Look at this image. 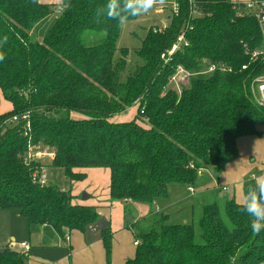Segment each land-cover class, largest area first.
<instances>
[{
    "label": "trees",
    "instance_id": "trees-1",
    "mask_svg": "<svg viewBox=\"0 0 264 264\" xmlns=\"http://www.w3.org/2000/svg\"><path fill=\"white\" fill-rule=\"evenodd\" d=\"M175 1L179 14L149 29L130 56L117 47L123 24L97 21L107 0H61L55 11L40 0H0V92L11 105L2 112L0 98V209L62 236L84 233L98 210L71 190L41 186L36 169H62L71 181L85 178L79 170L105 169L112 200L150 206L168 198L171 185L194 188L203 170L221 173L238 158L239 138L260 135L264 106L252 83L264 63L252 53L263 47L264 24L232 0ZM183 32L189 46L170 55ZM211 65L215 72L199 75ZM180 67L191 76L176 90L169 83ZM131 110V120L115 119ZM31 148L55 157L27 165ZM242 206L229 200L223 215L207 205L197 223L163 216L148 232L134 225L139 246L126 264H264V230L252 231ZM101 235L110 259L111 228ZM26 262L21 252L0 251V264Z\"/></svg>",
    "mask_w": 264,
    "mask_h": 264
},
{
    "label": "crops",
    "instance_id": "crops-1",
    "mask_svg": "<svg viewBox=\"0 0 264 264\" xmlns=\"http://www.w3.org/2000/svg\"><path fill=\"white\" fill-rule=\"evenodd\" d=\"M46 4H59L61 0H41ZM0 98H2L0 92ZM3 99V98H2ZM11 105L2 101V112H8ZM135 114L132 112L131 118ZM129 117V116H128ZM126 118V117H125ZM260 135L247 136L238 139L237 147L239 156L232 163L228 164L221 173H216L212 169L203 170L199 173L197 188L194 187L192 195H199L190 204L192 212L199 204L201 212L203 208L210 204H217L221 209L220 200L208 198V193L216 188L223 190L231 195L224 201V208L229 200H236L243 203L244 195L251 181L252 176L264 174V128L259 129ZM50 172V169H49ZM78 172L86 174L87 178L76 186L74 196L80 203L94 206L101 218L108 223V228L114 230L113 246L110 259L107 258L104 248L101 230L95 225L86 232L72 231L65 236L60 235L52 226H30L28 220L21 216L18 210L0 209V251L11 248L15 251L27 255L26 264H126L136 255L137 247L132 243L131 236L135 237V231L130 228V232L124 231V223L121 226L113 225L110 210H102V199L99 198L100 188L95 189L94 179L101 177V174L108 175L109 195H110V174L105 169H86ZM49 178V182H50ZM211 184L213 186H211ZM178 185H171L169 196L166 199H159L153 205H142L137 203L125 202L133 205V209L138 212V217L134 225L146 223V219H156L158 216L169 218L172 221L176 203L184 200L177 190ZM213 188V189H212ZM189 189V188H188ZM82 194L88 195L85 201L81 199ZM179 197V201L176 199ZM101 199V200H100ZM220 199V198H219ZM185 201V200H184ZM111 206V205H109ZM107 208H110V207ZM105 214V215H104ZM124 214V213H123ZM122 214V216H123ZM186 217L180 223H186ZM149 222V221H148ZM26 244L29 248L22 247Z\"/></svg>",
    "mask_w": 264,
    "mask_h": 264
},
{
    "label": "rangeland",
    "instance_id": "rangeland-1",
    "mask_svg": "<svg viewBox=\"0 0 264 264\" xmlns=\"http://www.w3.org/2000/svg\"><path fill=\"white\" fill-rule=\"evenodd\" d=\"M41 1V0H40ZM172 0H166V3L164 5H154L152 9H150L147 13H144L143 15H140L138 17V19L136 21H128L126 23H124L122 25L121 28V33H120V38L118 40V49L121 48H128V50H131V54L130 56H133V52L135 50H137L138 48L141 47L142 41L144 40V38L147 35V32L149 31V29L151 28H164L167 27L170 23L169 21V15L173 12L174 10V6L172 4ZM54 6L52 7L53 10H56V6L55 4H53ZM57 17L56 12L54 14H52L44 24H42L40 27H38L35 31V35L37 36V33L41 31L42 27H46L47 25H51V23L54 21V19ZM34 36V40L36 41V36ZM90 45V44H89ZM134 61V60H133ZM133 61L130 62V58H129V68H133ZM204 72L208 71V68H204L203 69ZM210 75L209 73L203 74L202 76H208ZM177 80L179 81V79L177 78ZM189 79H186V81ZM172 80H170V87L174 88L176 90H180V88H182L184 85L178 86L177 83H172ZM189 83L186 84V86ZM180 87V88H179ZM255 98V97H254ZM2 99V98H1ZM256 100V98H255ZM3 101V99H2ZM6 102V101H5ZM257 102V100H256ZM132 112L135 114L136 111H130L129 114H125V115H120L117 116L115 119L118 121H127V120H131V114ZM129 116V117H128ZM126 117V118H125ZM44 152L50 153V150H43L40 149ZM53 159H51L48 156L43 157L40 161L42 164L45 165H49L51 163ZM50 169V168H49ZM84 174V173H83ZM49 178L51 179L50 182L53 185H56L58 187H62L63 189L66 190H71L72 193H74V191H76V186L79 185L81 182H84L87 178V176H85L84 179H79L76 181H71V180H67L65 173L62 169L59 168H55V169H50V172L48 173V182H49ZM109 178L108 175L106 173V175L101 174V177H99L97 180L94 179V183H92L94 185V188H100L101 191L99 193V198L102 199L101 201V205L103 206L101 209L102 210H110L108 212V214L111 215L112 218V222L113 225L117 224V226H121L122 223H124L125 227H124V231L126 232H130L127 231L129 230V227L132 228L134 226V222L127 220L128 216H134L135 220L138 217V212L136 210L133 209V205L131 204H127L125 202H121V201H114L111 199V196L109 195ZM49 182V183H50ZM211 186H213L211 184ZM176 190L183 196L185 197L184 200H180L179 201V197H177L176 199L179 201L176 203V207H174L173 212H171V217H172V223H180L182 221V218L186 217V223H197L202 215L201 212V208L199 206V204L196 205V210H194L192 212V209L190 208V206L188 204H190L193 200H195L194 198H196L198 195H192L190 194L188 187L186 186H182V185H178L175 186ZM197 188V191L199 190L197 186H195ZM213 189V188H212ZM208 198L212 199V201H215L216 199L222 201L221 202V211L222 214L224 215V201L231 197V195L227 192H224L221 189L216 188L214 191L212 190V192L208 193ZM229 196V197H228ZM83 197V194L81 196V199ZM220 198V199H219ZM100 199V200H101ZM85 201V200H84ZM111 205V206H109ZM110 208H107V207ZM124 213V214H123ZM123 214V216H122ZM105 215V214H104ZM101 218V217H100ZM146 223H142V224H137L136 226V231L138 232H148L151 231L153 229V226L156 227L158 225V223L161 221L160 216H158L156 219H146ZM149 221V222H148ZM129 226V227H128ZM114 232V230H112V233ZM114 234V233H113ZM132 238V243L133 241H135V238L133 236H131ZM137 241V240H136ZM112 246H113V239H112Z\"/></svg>",
    "mask_w": 264,
    "mask_h": 264
},
{
    "label": "built area",
    "instance_id": "built-area-1",
    "mask_svg": "<svg viewBox=\"0 0 264 264\" xmlns=\"http://www.w3.org/2000/svg\"><path fill=\"white\" fill-rule=\"evenodd\" d=\"M235 3H239V4H243L248 13L255 17L258 21L259 24L261 26H263L264 24V2H259L257 0H232ZM172 4L174 6V10H173V14L174 15H178L179 14V5L177 4V2L175 0H172ZM195 2V0H190V3L193 4ZM196 12V11H195ZM189 46V43L187 42L186 39V35L185 32L181 33L176 44L173 46L172 50L170 51V55H172L173 53L177 52L178 50H180V48L182 46ZM262 60L264 63V43H263V47L261 50L255 51L254 53H252V61L253 62H257ZM247 65L242 67V70H247ZM216 70V66L215 65H211L208 68L207 72H200L199 75H203L206 73L212 74L213 72H215ZM194 74L197 73H193V76H196ZM191 76L190 73H187L183 68H178L177 73L170 79L172 80V83H177L179 84H184V82H186V79H188ZM177 78L179 79V81L177 80ZM174 81V82H173ZM252 93L253 96L256 98L257 102L261 105L264 106V75L260 76L258 78H256L253 83H252ZM28 116H24L22 117V120H26L28 123V130L30 129V123L28 121ZM13 122H18L19 118L18 117H14ZM48 156L51 159H53L55 157V153L53 151H50V153L44 152L42 150H37L34 151L32 148L30 149L28 155L25 157V163L27 165H30L32 163L35 162H40V160L45 157ZM48 173H49V168L46 166H43L41 168L36 169L35 172V176L38 179V182L41 186H45L47 185L48 182ZM190 192L194 193V189L190 188ZM134 245L136 247L139 246V241H135ZM22 247L24 248H29L26 244H22Z\"/></svg>",
    "mask_w": 264,
    "mask_h": 264
},
{
    "label": "clouds",
    "instance_id": "clouds-1",
    "mask_svg": "<svg viewBox=\"0 0 264 264\" xmlns=\"http://www.w3.org/2000/svg\"><path fill=\"white\" fill-rule=\"evenodd\" d=\"M165 3L166 0H107L103 8L97 10L96 18L98 22L113 19L124 24L130 17L143 15L154 5ZM0 59H3L2 55ZM242 207L250 219L252 231L259 234L264 230V174L251 177Z\"/></svg>",
    "mask_w": 264,
    "mask_h": 264
},
{
    "label": "water",
    "instance_id": "water-1",
    "mask_svg": "<svg viewBox=\"0 0 264 264\" xmlns=\"http://www.w3.org/2000/svg\"><path fill=\"white\" fill-rule=\"evenodd\" d=\"M83 200H86L88 199V195L86 194H83ZM127 220L129 221H132L133 220V217L132 216H128ZM96 226L102 231H107L108 230V223L107 221L104 219V218H100L97 223H96Z\"/></svg>",
    "mask_w": 264,
    "mask_h": 264
}]
</instances>
